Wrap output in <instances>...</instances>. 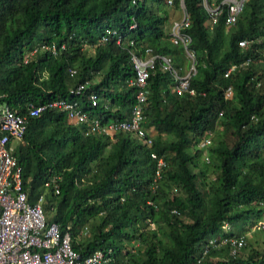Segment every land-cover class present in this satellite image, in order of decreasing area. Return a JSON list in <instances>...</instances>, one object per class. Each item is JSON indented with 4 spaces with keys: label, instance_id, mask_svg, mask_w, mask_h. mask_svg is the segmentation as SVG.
Wrapping results in <instances>:
<instances>
[{
    "label": "trees",
    "instance_id": "trees-1",
    "mask_svg": "<svg viewBox=\"0 0 264 264\" xmlns=\"http://www.w3.org/2000/svg\"><path fill=\"white\" fill-rule=\"evenodd\" d=\"M183 4L196 93L177 95L167 72L150 71L143 109L150 145L125 132L112 140L85 135L84 125L46 110L28 119L13 150L28 199L42 193L46 220L60 230L69 225L71 246L82 256L104 250L110 259L101 264H264V252L246 243L247 236L235 257L226 246L201 255L209 237L240 236L245 226L250 230L264 219V0H247L228 31L223 15L210 22L199 0ZM160 6H166L163 0H0V102L22 112L27 101L62 98L102 122L127 118L135 102L134 87L126 86L133 76L128 54L112 40H98L115 29L141 49L169 55L171 66L184 71L187 59L170 43L168 14L160 15ZM132 21L136 27L127 31ZM245 38L251 42L240 48L237 42ZM51 43L65 48L56 56L39 49ZM86 45L92 54L85 53ZM96 74V83L78 96L69 94V87ZM89 92L98 96L94 107ZM151 152L165 163L155 182ZM205 152L209 172V159H199ZM52 177L56 193L43 186Z\"/></svg>",
    "mask_w": 264,
    "mask_h": 264
},
{
    "label": "built area",
    "instance_id": "built-area-1",
    "mask_svg": "<svg viewBox=\"0 0 264 264\" xmlns=\"http://www.w3.org/2000/svg\"><path fill=\"white\" fill-rule=\"evenodd\" d=\"M246 1L199 0V3L210 22L217 21L218 17L223 15V23L228 28L234 25ZM163 2L166 6L173 8L171 17L167 20L168 39L171 44L182 48L189 62L187 70L180 72V68L171 66L169 55L155 53L150 47L141 49L142 47L133 37L128 34L124 36L115 29L107 28L98 40L100 44L112 40L128 54L133 76L126 81V86L134 87L135 102L127 118L102 122L96 114L82 110L77 101L62 98L47 100L37 105L27 101L23 104L22 112L10 108L5 102H0V264H101L110 259L102 249H95L88 255L82 256L71 246L70 226L66 225L60 230L57 223L46 220L42 208L43 194H38L33 201L28 199V192L22 188L21 167L13 155V150L17 144L22 142L28 119L46 110L61 111L69 122L84 125L85 135L97 134L112 140L116 133L125 132L137 141L150 145L151 138L146 136L143 128L144 87L150 71L159 67L161 71L167 72L172 81L171 91L177 95L193 96L196 93L190 86V79L196 73V64L194 54L188 48L190 36L185 30L189 26V17L183 0H163ZM135 27L136 23L132 21L127 26V31ZM248 42L247 39H239L237 43L243 48ZM64 48V43L58 45L51 43L42 45L39 49L56 56ZM36 49L33 48L26 53L22 61L25 63ZM235 68V65L230 66L223 76L226 77ZM67 71L71 75L75 74L72 68H68ZM89 84V81L77 83L69 87L68 92L70 95L78 96ZM230 94V87L225 88V97H229ZM87 99L91 107L97 105L98 96L94 92H89ZM208 143L207 138L201 145ZM150 157L155 160L156 169L152 177V181L155 182L160 177V170L165 163L162 157L154 152L150 153ZM56 180L57 177H52L45 181L44 188L51 186L56 193ZM154 188L155 185L152 184L151 190ZM170 212L177 213L174 209ZM222 228L227 229L226 223L222 224ZM256 228L264 230V220H258L251 230ZM245 237V234L211 236L201 246V255H205L209 249L226 246L228 256L235 257L245 245Z\"/></svg>",
    "mask_w": 264,
    "mask_h": 264
},
{
    "label": "rangeland",
    "instance_id": "rangeland-1",
    "mask_svg": "<svg viewBox=\"0 0 264 264\" xmlns=\"http://www.w3.org/2000/svg\"><path fill=\"white\" fill-rule=\"evenodd\" d=\"M164 11H166V13L168 14V19H170L171 10L167 6H160L159 14L162 15L164 13ZM175 16H178V14H175ZM228 30H229V28L227 29V31ZM83 49L87 55H90L93 52V49L87 45L84 46ZM188 65H189V62L187 61L186 66L184 67V70H187ZM206 158L209 159V163L206 164V170H207V172H209L210 171V165H211V161H210L211 157H210L209 152H205L199 156V159L201 161H203V160L205 161ZM211 178H213V175H211ZM262 219L263 218H261V220ZM86 233H87V231L86 232L84 231L81 234H82V236H85ZM243 233L247 236L246 243L249 242L251 247L254 248L255 250H257L258 252H264V234L262 232H252L251 229L249 230L248 226H245L243 229ZM132 245H134V247H135L136 243H133ZM249 249L250 248H246V250L244 252H247Z\"/></svg>",
    "mask_w": 264,
    "mask_h": 264
},
{
    "label": "crops",
    "instance_id": "crops-1",
    "mask_svg": "<svg viewBox=\"0 0 264 264\" xmlns=\"http://www.w3.org/2000/svg\"><path fill=\"white\" fill-rule=\"evenodd\" d=\"M98 79H99V76H98V74H96V75L93 76L92 80L89 81V82H91V83H96V82L98 81ZM68 122H69V121H68Z\"/></svg>",
    "mask_w": 264,
    "mask_h": 264
},
{
    "label": "clouds",
    "instance_id": "clouds-1",
    "mask_svg": "<svg viewBox=\"0 0 264 264\" xmlns=\"http://www.w3.org/2000/svg\"><path fill=\"white\" fill-rule=\"evenodd\" d=\"M247 2V1H246ZM245 2V3H246ZM164 3V2H163ZM245 5V4H244ZM244 7V6H243ZM243 10V9H242ZM242 12V11H241ZM240 15V14H239ZM239 17V16H238ZM238 19V18H237ZM233 26V25H232ZM230 27V26H229ZM246 39V38H245ZM249 42H248V44L245 46V47H247L248 45H249V43L251 42V40H249V39H247ZM171 43V42H170ZM241 48V47H240ZM244 48V47H243ZM183 51V50H182ZM248 61H250V59L248 58L247 59ZM188 61V60H187Z\"/></svg>",
    "mask_w": 264,
    "mask_h": 264
}]
</instances>
